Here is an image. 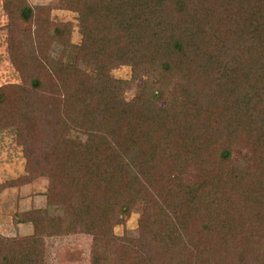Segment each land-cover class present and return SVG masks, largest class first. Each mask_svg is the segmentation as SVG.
Masks as SVG:
<instances>
[{"label":"trees","instance_id":"1","mask_svg":"<svg viewBox=\"0 0 264 264\" xmlns=\"http://www.w3.org/2000/svg\"><path fill=\"white\" fill-rule=\"evenodd\" d=\"M3 7L21 81L0 84V129L27 172L0 192L46 177L64 212L19 213L33 231L0 233V264H48L71 233L90 264H264V0H59L80 42L49 4ZM133 212L139 234L116 232Z\"/></svg>","mask_w":264,"mask_h":264},{"label":"rangeland","instance_id":"2","mask_svg":"<svg viewBox=\"0 0 264 264\" xmlns=\"http://www.w3.org/2000/svg\"><path fill=\"white\" fill-rule=\"evenodd\" d=\"M0 0V84L8 82H20L21 75L14 67L9 56L7 45V33L3 28L7 23V14ZM34 4H49L52 6L51 19L55 23L72 22V39L80 42L82 34L80 31L78 13L62 7H57L59 0H30ZM53 51L59 53L60 45H53ZM114 76L129 79L131 69L128 65H118L111 71ZM138 81L131 83L125 88L124 97L133 100L138 97ZM71 137H77V132H70ZM85 137V136H83ZM27 160L24 156L23 147L17 141L14 128L0 129V182L6 179L16 178L26 174ZM48 179L37 177L33 181L21 185L5 188L0 192V233L14 236L27 235L33 231L31 222H15L19 213L35 208H45L50 216H62L63 205L47 204L46 188ZM139 212H133L125 224L116 225V232L137 236ZM91 237L85 233L63 234L47 237V260L48 264H90L89 244Z\"/></svg>","mask_w":264,"mask_h":264}]
</instances>
